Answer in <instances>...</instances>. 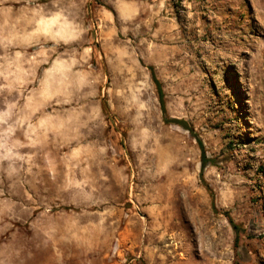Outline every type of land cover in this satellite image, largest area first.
Instances as JSON below:
<instances>
[{
  "label": "rangeland",
  "instance_id": "rangeland-1",
  "mask_svg": "<svg viewBox=\"0 0 264 264\" xmlns=\"http://www.w3.org/2000/svg\"><path fill=\"white\" fill-rule=\"evenodd\" d=\"M0 264H264V0H0Z\"/></svg>",
  "mask_w": 264,
  "mask_h": 264
},
{
  "label": "trees",
  "instance_id": "trees-1",
  "mask_svg": "<svg viewBox=\"0 0 264 264\" xmlns=\"http://www.w3.org/2000/svg\"><path fill=\"white\" fill-rule=\"evenodd\" d=\"M151 69V73H152V78L156 84V88H157V91H158V96H159V101H160V106H161V109L163 111V114L165 116V120L167 122H174L175 124H178L182 127H184L185 129H188L190 131H192V127L191 125L188 124L187 120L185 119H176V118H168L167 117V114H166V104H165V94H164V90H163V87H162V83L161 81L157 78L156 76V73H155V70L154 68L151 66L150 67ZM203 145H202V161H201V173H203L209 159L207 158L206 156V153H205V150L203 149ZM230 218V217H229ZM231 222L233 223L232 219L230 218ZM234 224V223H233ZM234 228L236 230V233H237V237H236V247H237V244L239 242V233H240V230H239V227L237 225L234 224Z\"/></svg>",
  "mask_w": 264,
  "mask_h": 264
}]
</instances>
